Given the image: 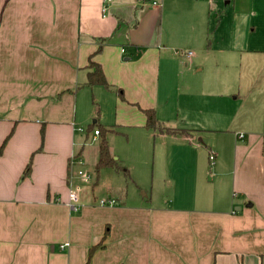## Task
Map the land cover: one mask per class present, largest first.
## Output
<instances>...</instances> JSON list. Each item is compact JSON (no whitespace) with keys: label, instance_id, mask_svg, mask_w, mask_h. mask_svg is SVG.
Wrapping results in <instances>:
<instances>
[{"label":"crops","instance_id":"0c3cea01","mask_svg":"<svg viewBox=\"0 0 264 264\" xmlns=\"http://www.w3.org/2000/svg\"><path fill=\"white\" fill-rule=\"evenodd\" d=\"M153 1L0 0V264H86L105 236L90 264H264V4ZM91 57L124 98L85 84ZM148 108L192 133L161 134L177 169L198 162L207 175L205 160L187 154L219 134L204 142L216 179L168 180L188 186L172 188L171 204L153 202V191L143 205L126 204L128 190L98 194L90 133L101 138V124L157 139ZM141 161H123L128 179L153 190L155 172L136 173Z\"/></svg>","mask_w":264,"mask_h":264},{"label":"rangeland","instance_id":"374dc122","mask_svg":"<svg viewBox=\"0 0 264 264\" xmlns=\"http://www.w3.org/2000/svg\"><path fill=\"white\" fill-rule=\"evenodd\" d=\"M223 4H226L228 0H221ZM258 5H263L264 0H257ZM226 6V5H225ZM214 15V13H213ZM110 95V94H107ZM107 99V104L111 105V99L109 96H106ZM90 103V101H89ZM89 105V104H88ZM90 109L93 107L94 109L97 108V103L95 105L90 104ZM96 106V107H95ZM111 112L106 109H104V112L106 114L112 115L113 113V106L110 109ZM106 120H109L107 117L104 116ZM91 120V124H92ZM90 124V123H89ZM88 125L86 126V128ZM95 127V126H94ZM115 128L118 129V126L116 125ZM120 129V128H119ZM112 134V133H111ZM112 139H110V144L114 148L112 151H114V157L115 153L117 156L115 157L116 160L123 166V168H126V165L123 164L124 160H142L139 165H137V174H141V170L143 168H147L150 172V175H152L154 172L157 176L158 181L154 185V189L152 190L151 186L152 184L150 181H146L143 184V188H139L138 186L135 185L134 182H131L128 178L129 176L124 173V171H117L113 167H103L100 170L101 173V179L100 182L98 183L97 187L95 188L98 194L102 195H115L121 198L120 192L118 191H124L128 190L129 193V199L127 200L126 204H147L151 203L149 199L145 197V193L150 191H153V202H160V201H165L168 204H171L172 202V186L173 184L171 182H168V180L176 179L179 175L181 174H186V175H202L203 177H208L206 178L207 180H215L216 178L214 177V172L215 170L209 167V162H208V156H209V150L205 146V143L208 144V141L213 139L215 140L214 142H217L216 139L219 136L218 133H213V135H201L198 137V139L194 140V143L197 144L198 148L193 147V151L190 150V154H187V157L192 160H196L195 158L197 157L198 159L205 160V163L207 164L208 167V174L206 175L204 173L203 167L202 170L200 169V165L197 162V166H189L187 168H182V169H177L173 165H170L168 160H170V157H168V152L171 150L170 148V141L166 139H162L161 134L158 133L156 135L157 139L154 137L150 138L148 135H143L139 134L136 137H131V139H128L126 135L124 134H118L114 132L112 134ZM182 137V136H179ZM224 138L219 141V144L221 146H224L226 138L229 137L227 134L223 136ZM109 138V136H108ZM100 138H93V132L90 133L89 135V140L85 144L86 149L89 151L88 152V167L92 170L94 173L95 177V172H96V160H97V152L96 149L98 148L97 146L99 145ZM205 142V143H204ZM209 145V144H208ZM86 150V151H87ZM94 153V156L91 155V153ZM123 160V161H122ZM206 175V176H205ZM200 176V177H202ZM166 183V186L163 188H159V182ZM93 183V178L92 180L87 181V184ZM175 187L173 188V191L178 192L177 196L182 194V191H185L188 186H183L179 182L174 183ZM206 187L212 188L213 184L212 183H206ZM184 194L190 195V191L185 192ZM191 196V195H190ZM123 202H126L125 200ZM186 203V202H185Z\"/></svg>","mask_w":264,"mask_h":264},{"label":"trees","instance_id":"16d2710c","mask_svg":"<svg viewBox=\"0 0 264 264\" xmlns=\"http://www.w3.org/2000/svg\"><path fill=\"white\" fill-rule=\"evenodd\" d=\"M89 72L87 76L86 85L87 86H95V85H102L108 89L114 90L118 92L122 98H124V94L122 88L116 87L115 85L111 84L105 75V72L101 66V64L97 61H94L91 57L88 63ZM146 115V125L149 129L154 130L160 134H167V135H187L191 136L192 133L188 129L178 128L175 126H171L165 122H163L157 115V111L155 108H148L142 109ZM98 129L100 131V142H99V157L96 163V170L100 172L101 168L103 167H113L117 171H124L126 175H130L129 170L127 168H123V166L116 160L114 157V153L110 146L109 142V134L114 131V129H110L105 125L98 124ZM93 125L90 126L89 129L92 130ZM31 169V162L28 163L26 170L29 171ZM107 236L102 239L100 243L93 245L89 250V258L86 264H90V260L94 254V252L99 248L104 246V242L106 241Z\"/></svg>","mask_w":264,"mask_h":264},{"label":"built area","instance_id":"2783aa9c","mask_svg":"<svg viewBox=\"0 0 264 264\" xmlns=\"http://www.w3.org/2000/svg\"><path fill=\"white\" fill-rule=\"evenodd\" d=\"M153 4L156 5L157 4V1H153ZM189 54H191V52H189ZM95 134L96 135H99L100 134V131L97 129L95 130ZM244 135L243 134H240V138H242ZM214 160H215V154L211 152L210 154V161L211 163L213 164L214 163ZM79 173L83 176V177H86L87 179L90 178V174H88L87 172H84V170H80ZM71 198L73 200H77L78 199V195L77 193H75V191H72L71 193ZM116 203V201L114 199H100L99 201V204L101 205H104V204H114ZM76 208V206H74Z\"/></svg>","mask_w":264,"mask_h":264}]
</instances>
